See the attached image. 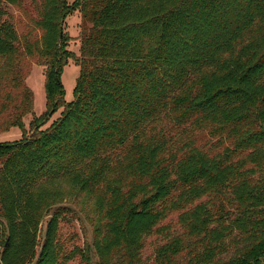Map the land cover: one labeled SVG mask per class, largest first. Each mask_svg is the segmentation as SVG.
Wrapping results in <instances>:
<instances>
[{"label":"trees","instance_id":"16d2710c","mask_svg":"<svg viewBox=\"0 0 264 264\" xmlns=\"http://www.w3.org/2000/svg\"><path fill=\"white\" fill-rule=\"evenodd\" d=\"M19 2L0 0V132L33 114L25 80L35 55L50 114L62 110L46 128L49 112L31 119L27 135L0 143V264L71 257L58 244L71 209L50 189L62 176L99 194L89 251H78L86 264L92 254L97 264H264V0H40V46L19 43L5 5ZM74 10L77 55L64 30ZM70 59L78 75L65 101L59 75ZM162 117L207 127L223 148L171 149L151 134L141 141ZM128 137L127 178L101 192L110 171L103 147ZM84 160L94 164L81 171ZM177 189L199 201L174 229L160 221ZM154 234L161 243L143 256Z\"/></svg>","mask_w":264,"mask_h":264},{"label":"rangeland","instance_id":"374dc122","mask_svg":"<svg viewBox=\"0 0 264 264\" xmlns=\"http://www.w3.org/2000/svg\"><path fill=\"white\" fill-rule=\"evenodd\" d=\"M67 5H71L75 0H66ZM40 0H20L18 4L6 3L7 16L12 21L19 35V43H24L25 38H30L37 46H40L41 29L36 26L35 20L39 16ZM81 16L78 10L71 12L64 21V30L69 35L66 41V48L76 55L79 53V29ZM27 60V58H26ZM78 75V67L72 59H70L62 68L59 79L63 89V98L70 101L73 98V89ZM44 68L37 60V56L30 59V72L26 77V84L33 92V114H27L23 117V127H11L6 131L0 132V143L13 142L27 135L30 130V121L33 117H38L45 112H49L44 116V124L41 128L49 126L62 110L60 107L54 114H50V106L46 104L45 88H44ZM162 136L171 149L181 148V150L195 147L197 149L217 152L223 148V143L216 135L209 132L205 126H194L193 124H175L168 117L151 122L145 126L142 131V139L144 141L149 135ZM134 140L128 137L127 145H118L111 142L103 147L102 157L108 161L110 171L106 174L99 185L101 192L105 188L114 184L119 177L127 175L124 173L125 162L133 156ZM241 156H238L240 158ZM94 163L84 160L80 163V170H87ZM122 175V176H121ZM124 176V177H125ZM58 179L50 187L57 193V202H61L70 207V213L66 214L61 220L58 231V244L61 254L71 256L70 258H62L60 264H86L85 260L80 257L78 251L85 253L89 251L90 243L93 237V227L97 219L100 218L95 210L94 202L96 196L90 192H83L79 188H74L71 182L64 178ZM129 178V177H128ZM184 190H175L173 195L168 199L165 210V217L160 221V225L177 229V216L184 209L190 207L193 201L198 202L199 199L184 196ZM98 193V192H97ZM201 199V198H200ZM194 202V203H195ZM45 223L42 224V229ZM3 237L1 235L0 226V248ZM160 235H151L145 240L143 256L152 257L155 246L161 243ZM90 264H97L92 254Z\"/></svg>","mask_w":264,"mask_h":264},{"label":"water","instance_id":"95a60500","mask_svg":"<svg viewBox=\"0 0 264 264\" xmlns=\"http://www.w3.org/2000/svg\"><path fill=\"white\" fill-rule=\"evenodd\" d=\"M43 241H44V240H42V244H43Z\"/></svg>","mask_w":264,"mask_h":264}]
</instances>
